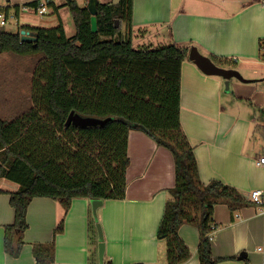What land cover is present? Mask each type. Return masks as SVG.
<instances>
[{"label":"trees","instance_id":"trees-1","mask_svg":"<svg viewBox=\"0 0 264 264\" xmlns=\"http://www.w3.org/2000/svg\"><path fill=\"white\" fill-rule=\"evenodd\" d=\"M40 4L37 0L24 6ZM65 6L75 25L73 36L68 37L62 25L48 29L22 25L19 30L33 33L36 41L21 42L19 32L0 30V53L43 58L32 74V106L15 119H0V179L18 184L9 195L14 221L5 227L4 251L18 256L27 229V207L34 198L53 199L65 212L74 199H124L128 135L139 130L167 149L174 161V185L157 232V238L166 242V264H183L191 258L178 234L182 225L198 229L199 263L217 264L210 241L217 226L215 206H227L233 216L249 202L229 185L217 180L203 184L199 178L193 148L180 122L181 65L189 49L172 43L134 49L133 0L98 4L96 33L91 32L86 8L74 0ZM123 22L129 34L121 39ZM209 58L220 67L235 68L231 59ZM70 112L111 120L104 126L67 127ZM63 227L62 218L54 234L62 233ZM33 255L37 264H54L53 243L34 244ZM90 259L97 264L96 243Z\"/></svg>","mask_w":264,"mask_h":264},{"label":"crops","instance_id":"crops-1","mask_svg":"<svg viewBox=\"0 0 264 264\" xmlns=\"http://www.w3.org/2000/svg\"><path fill=\"white\" fill-rule=\"evenodd\" d=\"M34 1L0 0V12L15 20L13 32L20 34L22 25L46 29L62 25L68 37L74 35L67 0H41L46 6L42 15L36 12L37 7L24 6ZM88 1L74 0L86 9ZM96 1L98 5L117 0ZM34 15L48 18L39 23ZM131 24L132 30L151 28L158 35L161 32L160 36L174 45L188 49L196 46L205 56L231 59L236 65L242 62L247 71L250 65L259 63V50L264 48V43L259 44L264 41L262 0H133ZM125 25L123 22L121 29L128 35ZM259 81L235 82L239 96L235 102L230 98L224 101L222 78L205 75L188 57L181 65L180 122L193 148L199 178L203 184L217 180L229 185L249 202L233 216L227 206H215L217 226L210 241L217 264H264V206L250 201L252 191L264 192V164H256L264 151L257 154L255 147L262 146L251 142V133L258 127L256 117L232 111L243 99L252 107L264 105V99L258 96L259 86H251ZM127 156L125 198L103 201L97 209L105 246L103 264H166V242L157 238V232L174 185L173 157L139 130L129 132ZM17 189V183L0 179V264H37L33 245L52 243L54 264H96L90 255L98 239L94 237L87 199L72 200L65 212L53 199L34 198L27 207V229L20 252L17 257L8 255L4 251L5 227L14 221L9 195ZM62 218L63 232L55 235ZM178 234L191 252V258L183 264H200L198 229L182 225ZM242 252L245 257L239 259Z\"/></svg>","mask_w":264,"mask_h":264},{"label":"rangeland","instance_id":"rangeland-1","mask_svg":"<svg viewBox=\"0 0 264 264\" xmlns=\"http://www.w3.org/2000/svg\"><path fill=\"white\" fill-rule=\"evenodd\" d=\"M36 18H38L39 23H43L45 18H48V15H37ZM14 21L15 20L9 18V22L3 28V31L14 33ZM121 31V39H123V37L128 38V35H125V32L122 29ZM157 33L156 30L151 28L146 30L145 28H133L130 37L132 47L134 49L156 48L169 44V42H166L163 39V36H160L161 32L159 35ZM109 38L111 37H101L103 40ZM114 39H118V36H115ZM42 59L43 58L41 54L22 56L10 52L0 53V119L8 121L15 119L21 114L25 113L32 106V74L37 63ZM258 62L259 63L250 65L249 67L251 70L249 71L243 68L244 64L240 65L242 62H240L238 65L235 64V68L239 66V70H236L239 71L244 79L255 81L260 79V81L257 82V84L259 83L258 85H254L256 84L254 83L251 86H259L257 87V92L260 93L258 96L264 99V49H261V51L259 50ZM235 82L240 81L235 78H232L227 82L224 81L222 92L224 101L230 98L233 100V102H235V98L239 96L237 93L240 92H236L235 87L233 86V84H237ZM232 111L241 114L243 117H251L252 115L256 117V123L258 124V127H256L255 130L253 129L250 137L252 139V144L256 142L260 143L262 146V148H257V146L255 147L257 150L256 153H262L264 151V105L260 106L259 108L252 107L248 100L243 99L242 102L239 101L238 106L232 108ZM93 221V232L95 239H98L96 221L94 218Z\"/></svg>","mask_w":264,"mask_h":264},{"label":"water","instance_id":"water-1","mask_svg":"<svg viewBox=\"0 0 264 264\" xmlns=\"http://www.w3.org/2000/svg\"><path fill=\"white\" fill-rule=\"evenodd\" d=\"M87 10L90 14V29L92 33H96L97 28V1L96 0H89L87 5ZM115 27H118V21H115ZM20 41L21 42H35L36 36L33 33L21 30L20 31ZM188 58L191 62H193L197 68L204 73L205 75L209 76H217L222 78L225 82L229 81L232 78L237 79L242 83H252L255 80H247L242 77V75L233 68H223L216 65L209 57L201 54L196 47H190ZM111 118L106 119H97L91 117H82L78 114H74L70 112L65 125L68 126H75V127H88V126H104L107 122H109ZM103 201L99 199H91V212L93 215L94 220L96 221V229H97V236H98V244H97V255H98V262L99 264H103L104 258V238L103 232L100 223L98 222V215L97 209L102 205ZM245 257V253L242 252L239 255V259H243Z\"/></svg>","mask_w":264,"mask_h":264},{"label":"built area","instance_id":"built-area-1","mask_svg":"<svg viewBox=\"0 0 264 264\" xmlns=\"http://www.w3.org/2000/svg\"><path fill=\"white\" fill-rule=\"evenodd\" d=\"M262 7L264 8V0H262ZM46 11V6L44 3H41L38 7L36 12L40 15H42ZM8 15H6L4 12H0V26H4L8 20ZM13 18V17H12ZM264 49V48H263ZM257 165H262L264 164V157H261L257 163ZM251 202L253 204H258L264 206V192L261 190H254L251 192ZM211 240V236H210Z\"/></svg>","mask_w":264,"mask_h":264}]
</instances>
